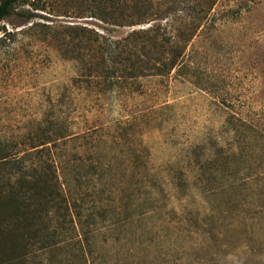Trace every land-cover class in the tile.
<instances>
[{
  "label": "rangeland",
  "instance_id": "374dc122",
  "mask_svg": "<svg viewBox=\"0 0 264 264\" xmlns=\"http://www.w3.org/2000/svg\"><path fill=\"white\" fill-rule=\"evenodd\" d=\"M197 3L193 73L76 81L70 27L119 39ZM47 126L69 134L59 180L89 214L85 256L61 242L57 264H264V0H20L0 21V141Z\"/></svg>",
  "mask_w": 264,
  "mask_h": 264
},
{
  "label": "trees",
  "instance_id": "16d2710c",
  "mask_svg": "<svg viewBox=\"0 0 264 264\" xmlns=\"http://www.w3.org/2000/svg\"><path fill=\"white\" fill-rule=\"evenodd\" d=\"M19 1L0 0V21L13 12ZM150 1L139 0L142 4ZM204 4L209 5L211 1ZM197 9L192 17L182 20L184 23L177 20L175 13L163 24L132 30L119 39L106 35L108 30L98 32L70 27L74 30L71 38L72 47L76 49L73 57L77 66L76 81L102 75L119 77V72H132L138 77L169 75L171 70L172 76L185 78V74L196 70L194 64L185 60L184 49L205 17V13ZM16 14L32 17L29 11ZM137 14L139 21L133 22H143L145 8ZM101 19L108 22L106 17ZM94 53L97 54L96 62H93ZM107 59L113 67L117 64L122 68L110 69L106 66ZM90 61L93 64H88ZM43 122L48 123L49 119ZM59 130L53 126L41 127L38 135L29 137L30 131L27 134L29 143H24L26 149L18 146L22 142L0 141V264H57V250L63 247L61 242L72 248L75 245L70 243L78 242L76 252L81 258L88 251L78 238L74 239L72 228L74 222L80 224L82 217H89V214L76 211L75 203L68 199V187L59 180L60 161L55 148L69 135ZM233 130L236 132L235 127ZM85 242L88 247V241Z\"/></svg>",
  "mask_w": 264,
  "mask_h": 264
}]
</instances>
